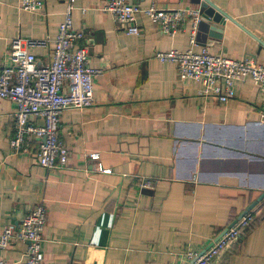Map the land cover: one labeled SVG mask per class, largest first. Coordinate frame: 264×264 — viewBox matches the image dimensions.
I'll use <instances>...</instances> for the list:
<instances>
[{
	"label": "crops",
	"instance_id": "crops-1",
	"mask_svg": "<svg viewBox=\"0 0 264 264\" xmlns=\"http://www.w3.org/2000/svg\"><path fill=\"white\" fill-rule=\"evenodd\" d=\"M43 1V10L30 12L21 0H0V68L11 63L18 36L49 38V46L32 51L39 65L52 63L67 3ZM128 1L203 10L201 0ZM212 1L264 41L263 0ZM106 2L77 0L73 11L90 65L102 73L94 76V104L61 114L66 168L41 166L33 138L16 152L17 104L0 102V230L19 225L45 201L44 264H191L188 251L207 249L264 193L263 92L247 78L235 83L227 102L206 96L200 83L181 80L175 64L155 57L191 47L192 16L171 36L141 13L140 34H127L102 11ZM219 28L212 36L199 33L194 50L254 56L264 64V47L254 37L228 19ZM95 151L99 160L89 155ZM250 212L254 221L219 264H264V196ZM26 248L23 242L0 248V258L23 264Z\"/></svg>",
	"mask_w": 264,
	"mask_h": 264
},
{
	"label": "built area",
	"instance_id": "built-area-1",
	"mask_svg": "<svg viewBox=\"0 0 264 264\" xmlns=\"http://www.w3.org/2000/svg\"><path fill=\"white\" fill-rule=\"evenodd\" d=\"M264 2V0H263ZM64 19L59 24L53 41V61L39 65L34 48L47 47L50 39L14 38L9 51L10 64L0 68V102L4 99L17 104L15 133L11 146L16 151H26L28 139L39 143L37 157L47 169H64L68 164L69 147L59 135L61 114L69 108L85 109L95 102L94 76L102 73L93 68L89 61L88 46L83 43L86 33L73 27V11L77 0H66ZM43 0H21L20 7L30 12L43 10ZM86 13L87 7H80ZM102 11L109 12L127 34L138 35V14L144 13L156 23L163 33L174 36L193 17L191 47L186 50L171 49L156 52L162 62L176 65L181 80H195L202 85V93L221 102L229 101L234 95L238 81L250 78L263 92L262 113L264 115V64L254 57L234 59L214 54L206 47L195 51L196 29L201 10L163 9L155 6L143 8L128 0H107ZM41 117L43 123L36 124L32 118ZM91 159L99 160V152H91ZM100 170L111 173L110 168L100 164ZM151 185L150 182L145 184ZM47 221L46 202L42 201L19 225H9L0 230V248H8L17 242L27 245L23 264H44L43 231ZM254 217L252 212L244 214L215 243L204 252L188 251L192 264H210L231 242L248 229ZM0 264H12L0 258Z\"/></svg>",
	"mask_w": 264,
	"mask_h": 264
},
{
	"label": "water",
	"instance_id": "water-1",
	"mask_svg": "<svg viewBox=\"0 0 264 264\" xmlns=\"http://www.w3.org/2000/svg\"><path fill=\"white\" fill-rule=\"evenodd\" d=\"M201 6L203 7L202 13L200 15V20L197 24V35L196 38H198L199 33L209 34L212 36V31H218L223 24H225L226 19L233 21L237 25H239L242 29H244L247 33H249L252 37H254L259 43H260V49L264 47V41L260 39L258 36H256L253 32L248 30L245 26H243L240 22H238L236 19H234L230 14H228L225 10H223L221 7H219L215 2L212 0H201ZM198 41V40H197ZM264 196V193L262 196L258 198L257 201H254L236 220H234L221 234L220 236L215 240L217 241L230 227H232L237 220H239L244 214L252 210V208L257 204L258 201H260ZM237 240V239H236ZM234 242V241H233ZM231 242L227 247H225L212 261L210 264H219L220 259L222 258L223 254L231 247ZM215 242L211 243L207 249H209ZM205 249L204 251H206ZM203 251V252H204ZM202 253V252H201ZM194 262V260H193ZM192 262V263H193ZM191 263V264H192Z\"/></svg>",
	"mask_w": 264,
	"mask_h": 264
}]
</instances>
